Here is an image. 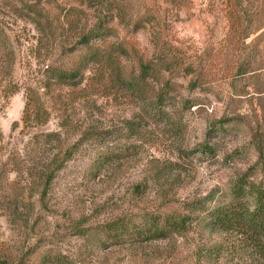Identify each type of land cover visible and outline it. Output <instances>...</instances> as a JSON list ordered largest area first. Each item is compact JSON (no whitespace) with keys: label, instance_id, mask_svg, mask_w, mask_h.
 <instances>
[{"label":"rangeland","instance_id":"obj_1","mask_svg":"<svg viewBox=\"0 0 264 264\" xmlns=\"http://www.w3.org/2000/svg\"><path fill=\"white\" fill-rule=\"evenodd\" d=\"M247 7L0 0V264H264L210 225L235 179L264 184V26L243 39L225 17ZM169 215L188 227L137 236Z\"/></svg>","mask_w":264,"mask_h":264},{"label":"trees","instance_id":"obj_2","mask_svg":"<svg viewBox=\"0 0 264 264\" xmlns=\"http://www.w3.org/2000/svg\"><path fill=\"white\" fill-rule=\"evenodd\" d=\"M248 1L253 8L247 7L241 11L231 9L225 15L235 35H241L243 39L256 35L264 26V9L254 6L255 0ZM262 36L263 33H260L254 37L251 44L257 43ZM88 40V37L82 39L84 43ZM248 70L247 67L239 65L237 73L244 75L248 73ZM254 145L259 154L258 160L264 165V137L257 138ZM200 148L205 153H214V148L208 141L200 144ZM231 191L233 201L227 205L218 206L212 212L210 225L214 229L239 232L244 238L257 243L258 247L264 250V184L250 180L246 173L233 181ZM189 222L190 219L184 215H169L164 219L151 216L140 225L137 236L145 239L165 238L169 234L183 232ZM123 225L122 221H117L105 228L108 233L117 234L123 230Z\"/></svg>","mask_w":264,"mask_h":264}]
</instances>
